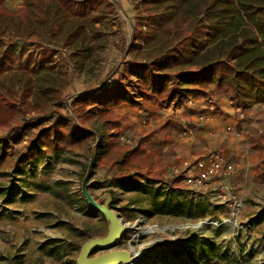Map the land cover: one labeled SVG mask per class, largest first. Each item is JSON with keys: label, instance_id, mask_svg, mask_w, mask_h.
<instances>
[{"label": "rangeland", "instance_id": "obj_1", "mask_svg": "<svg viewBox=\"0 0 264 264\" xmlns=\"http://www.w3.org/2000/svg\"><path fill=\"white\" fill-rule=\"evenodd\" d=\"M110 1L117 7L114 14L96 10L89 17L105 45L99 53L81 41L61 40L50 45L54 49L22 45L15 28L0 35L5 44L16 40L23 49L0 62V264H78L87 241L114 231L111 216L126 227L124 235L107 249H92L89 259L125 250L139 254L137 264H264V180L256 176L264 170V103L243 113L232 106L235 94L217 92L213 99L190 100L185 108L130 103L111 109L119 127L111 126L106 122L111 110L76 102L98 92L113 68L118 72L132 59L130 51H122L134 39V6L131 0ZM6 6L16 11L23 1L7 0ZM42 65L32 80H44L42 88H48L33 87L29 95L28 76ZM112 80L136 81L121 74ZM34 93L41 95V105H35ZM45 108L70 115L69 125L94 136L22 164L30 137L18 143L17 129L37 123L36 112ZM110 135L114 142L104 139ZM150 135L140 155L153 157V173L168 181L113 185L119 174L136 172L131 165L112 166L119 149H136ZM205 153H219L237 165L235 176L225 181L228 191L191 188L174 174L186 161L205 157L189 156ZM173 243L192 245L198 262L176 257ZM202 250L208 257L200 256Z\"/></svg>", "mask_w": 264, "mask_h": 264}, {"label": "trees", "instance_id": "obj_2", "mask_svg": "<svg viewBox=\"0 0 264 264\" xmlns=\"http://www.w3.org/2000/svg\"><path fill=\"white\" fill-rule=\"evenodd\" d=\"M22 1L23 7L13 11L6 6L7 0H0V35H5L7 28H15L22 45L44 48L61 40L68 45L81 41L92 44L91 49L96 53L105 45L89 17L96 10L111 15L117 9L110 0ZM131 1L136 13L134 39L129 49L124 48L122 52L127 54L130 51L132 59L118 72L117 67L113 68L107 77L110 80L103 81L98 92L78 97L77 103L98 104L106 107L108 112L130 103L145 106L148 101L157 102L158 108H185L190 100L215 98L216 92L224 96L235 94L232 106L243 113L264 103V0ZM2 40L0 38V62L7 55H21L23 49H18L16 40L10 44ZM3 46L6 48L2 49ZM44 65L32 70L28 76L29 95L33 87L43 92L48 88H42L46 81L32 80ZM3 72L0 69V73ZM20 74L28 75L25 71ZM115 74L125 78L133 76L135 84L114 81ZM34 96L38 98L35 105H41V95L34 93ZM102 107L99 108L104 111ZM46 109L36 112L34 120H38L37 123L17 129V142L28 135L27 152L30 154L34 150L36 154L22 156V164L35 156L44 157L67 150L94 136L83 128L69 125L74 121L70 115H56L52 109ZM112 112L106 122L118 128ZM86 114L92 116L90 112L86 111ZM102 117L105 116L102 114ZM47 123L49 125L40 133H34L37 126ZM150 136L145 137L147 141H141V146L136 149L128 152L119 149L112 166L131 165L136 167V172L119 174L112 179L113 185H140L145 180L168 181L153 173L156 168L153 157L142 158L140 155L141 148L152 141L153 135ZM104 139L114 142L111 135L104 136ZM249 139L253 146L259 145L256 137L249 136ZM256 176L264 180V170ZM91 238L92 235L87 240ZM173 248L176 257L186 255L191 261L198 262L192 256V245L173 243ZM200 256L208 257V254L202 250Z\"/></svg>", "mask_w": 264, "mask_h": 264}, {"label": "built area", "instance_id": "obj_3", "mask_svg": "<svg viewBox=\"0 0 264 264\" xmlns=\"http://www.w3.org/2000/svg\"><path fill=\"white\" fill-rule=\"evenodd\" d=\"M237 165L219 153H212L194 162L186 161L183 169H175L174 174L189 187L195 189L217 188L228 191L225 181L234 177Z\"/></svg>", "mask_w": 264, "mask_h": 264}, {"label": "water", "instance_id": "obj_4", "mask_svg": "<svg viewBox=\"0 0 264 264\" xmlns=\"http://www.w3.org/2000/svg\"><path fill=\"white\" fill-rule=\"evenodd\" d=\"M113 215L110 213V216ZM113 224L116 225L114 231L105 239L89 240L81 248V255L78 264H137L140 256L133 251H115L109 254L99 256L94 259H89L92 249L100 248L107 249L112 246L117 240L121 239L126 231V227L121 224L117 217L111 216Z\"/></svg>", "mask_w": 264, "mask_h": 264}, {"label": "crops", "instance_id": "obj_5", "mask_svg": "<svg viewBox=\"0 0 264 264\" xmlns=\"http://www.w3.org/2000/svg\"><path fill=\"white\" fill-rule=\"evenodd\" d=\"M207 153L205 154H200V155H192V156H189L187 159H197V158H200L202 156H205Z\"/></svg>", "mask_w": 264, "mask_h": 264}]
</instances>
